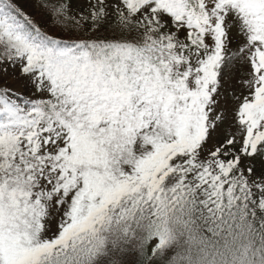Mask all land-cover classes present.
Segmentation results:
<instances>
[{
	"label": "snow or ice",
	"instance_id": "obj_1",
	"mask_svg": "<svg viewBox=\"0 0 264 264\" xmlns=\"http://www.w3.org/2000/svg\"><path fill=\"white\" fill-rule=\"evenodd\" d=\"M0 264H264V0H0Z\"/></svg>",
	"mask_w": 264,
	"mask_h": 264
}]
</instances>
